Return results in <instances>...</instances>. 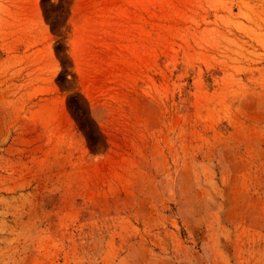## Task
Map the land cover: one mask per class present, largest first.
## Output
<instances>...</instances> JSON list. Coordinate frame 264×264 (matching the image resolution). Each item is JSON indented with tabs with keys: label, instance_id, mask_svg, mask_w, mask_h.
I'll use <instances>...</instances> for the list:
<instances>
[{
	"label": "rangeland",
	"instance_id": "rangeland-1",
	"mask_svg": "<svg viewBox=\"0 0 264 264\" xmlns=\"http://www.w3.org/2000/svg\"><path fill=\"white\" fill-rule=\"evenodd\" d=\"M0 264H264V0H0Z\"/></svg>",
	"mask_w": 264,
	"mask_h": 264
}]
</instances>
